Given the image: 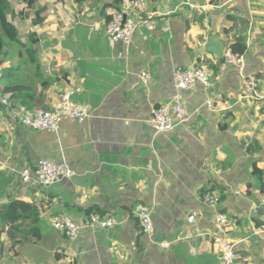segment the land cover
Wrapping results in <instances>:
<instances>
[{"label":"crops","instance_id":"0c3cea01","mask_svg":"<svg viewBox=\"0 0 264 264\" xmlns=\"http://www.w3.org/2000/svg\"><path fill=\"white\" fill-rule=\"evenodd\" d=\"M9 1L11 12L24 8ZM113 1L38 0L50 11L36 30L38 68L17 55L0 64L18 68L29 87L16 105L48 109L80 86L71 99L89 111L84 122L64 121L50 133L20 126L1 106L0 211L11 199L25 202L40 236L12 242L0 221V264H220L205 193L229 219L220 237L235 245L233 264H264V99L243 86L254 78L264 96V0H142L159 20L126 46L104 35V8ZM23 22L26 32L16 27L26 34ZM239 38L242 69L230 63L221 71ZM192 66L210 70L213 87L177 89L174 70ZM175 99L187 121L156 133L151 111ZM43 158L66 162L74 176L44 188L13 173ZM138 204L152 211L149 234L134 217ZM193 212L201 216L188 223ZM91 214L116 224L81 230L74 241L50 225L57 216L79 224Z\"/></svg>","mask_w":264,"mask_h":264},{"label":"built area","instance_id":"2783aa9c","mask_svg":"<svg viewBox=\"0 0 264 264\" xmlns=\"http://www.w3.org/2000/svg\"><path fill=\"white\" fill-rule=\"evenodd\" d=\"M104 15L106 17L105 38L111 43H120L124 46L130 44L133 35L139 29L152 32L159 20L154 14L144 12L142 0H121L120 4L106 6ZM164 29L168 30L167 27ZM224 58L225 62L220 67L221 71H224L225 65L230 63L236 64L239 70L242 69L243 59L241 55H234L230 51H226ZM141 79L146 82L147 75L142 73ZM173 81L175 87L179 90H190L195 84H199L205 89H209L214 85L213 73L204 66L175 69ZM243 86L245 90L252 92L253 98L264 99V96L257 92L258 84L254 78H244ZM80 89V86H77L74 89L65 90L48 109L31 110L24 104L13 106L10 94L0 96V105L20 126L32 131L55 133L64 121L80 124L89 117L88 109L71 99ZM187 118L188 115L182 102L175 99L169 104L154 108L151 111L149 125L156 133H164L184 123ZM13 173L18 176L22 184H32L44 188H48L62 179H70L75 174L66 162H56L44 158L39 159L33 169L23 168ZM202 203L214 212L213 225L216 234H214L212 240L218 248L219 263L233 264L235 245L220 237L224 234L229 219L226 215L217 212L219 199L212 193H205L202 196ZM151 213V209L144 204L136 205L133 211L140 229L145 234H149L153 230ZM200 216L201 213L193 212L187 217V221L193 223ZM115 224L114 218L100 217L96 214L89 215L79 224L65 215L54 217L50 223L53 230L64 235L70 241L76 240L81 230L111 229Z\"/></svg>","mask_w":264,"mask_h":264},{"label":"trees","instance_id":"16d2710c","mask_svg":"<svg viewBox=\"0 0 264 264\" xmlns=\"http://www.w3.org/2000/svg\"><path fill=\"white\" fill-rule=\"evenodd\" d=\"M37 2L38 0H15V5L24 4V8L18 9L14 15L21 21H28L29 31L26 34H21L16 26H11V42H8L5 31L0 25V64L10 56L17 55L19 62H27L26 65L32 63L36 69L38 68V60L34 50V46L38 42L36 30L42 28L50 11L46 5L35 7ZM120 2L121 0H114L107 3L106 6L116 5ZM11 3L9 0H0V20L5 14L12 13L10 11ZM23 38L25 39L23 40ZM12 46L16 50H12ZM230 51L233 54L242 55L245 52V45L235 41L231 45ZM17 71L18 68L14 67L0 70V96L10 94L13 106L20 99L22 92L29 88L28 85L18 80ZM28 208L29 205L25 202L11 199L0 211V221L7 227L6 234L12 242L17 239L22 243L30 242L40 236L38 228L28 222V220L36 222L37 219L34 213L26 212Z\"/></svg>","mask_w":264,"mask_h":264},{"label":"rangeland","instance_id":"374dc122","mask_svg":"<svg viewBox=\"0 0 264 264\" xmlns=\"http://www.w3.org/2000/svg\"><path fill=\"white\" fill-rule=\"evenodd\" d=\"M12 7H14V5H12ZM37 7V6H35ZM0 25L2 26L3 30L5 31V36L7 37L8 42H11V36L12 34L10 33L11 31V26H19L21 27V29L23 30V32L27 30V25L25 22L18 20L15 16H14V11L12 13L9 14H5L3 16V18H1L0 20ZM25 38H23L24 40ZM16 50L15 47L12 46V50ZM14 57H11L10 59H8V62H13Z\"/></svg>","mask_w":264,"mask_h":264},{"label":"water","instance_id":"95a60500","mask_svg":"<svg viewBox=\"0 0 264 264\" xmlns=\"http://www.w3.org/2000/svg\"><path fill=\"white\" fill-rule=\"evenodd\" d=\"M236 41H239V42H241L242 41V39L241 38H239V39H236ZM215 51V50H214Z\"/></svg>","mask_w":264,"mask_h":264}]
</instances>
